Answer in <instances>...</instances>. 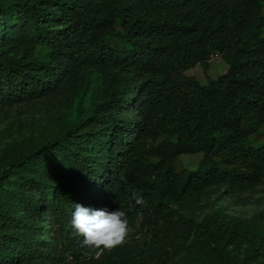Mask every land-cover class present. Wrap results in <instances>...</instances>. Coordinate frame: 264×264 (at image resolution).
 Listing matches in <instances>:
<instances>
[{
	"label": "trees",
	"instance_id": "obj_1",
	"mask_svg": "<svg viewBox=\"0 0 264 264\" xmlns=\"http://www.w3.org/2000/svg\"><path fill=\"white\" fill-rule=\"evenodd\" d=\"M17 107L40 117L0 147V264H264V209L199 219L264 188V0H1ZM77 204L134 232L97 260Z\"/></svg>",
	"mask_w": 264,
	"mask_h": 264
},
{
	"label": "clouds",
	"instance_id": "obj_2",
	"mask_svg": "<svg viewBox=\"0 0 264 264\" xmlns=\"http://www.w3.org/2000/svg\"><path fill=\"white\" fill-rule=\"evenodd\" d=\"M136 202L142 203V197L133 191ZM72 226L83 237V246L90 250L95 259H100L105 251L111 252L127 242L130 225L122 210L109 212L83 205H75Z\"/></svg>",
	"mask_w": 264,
	"mask_h": 264
},
{
	"label": "rangeland",
	"instance_id": "obj_3",
	"mask_svg": "<svg viewBox=\"0 0 264 264\" xmlns=\"http://www.w3.org/2000/svg\"><path fill=\"white\" fill-rule=\"evenodd\" d=\"M1 1V0H0ZM221 60H213L210 64L207 73H203L201 69L197 72L199 79L205 80L207 76L211 78H216L218 75L222 74ZM22 108L17 107L8 110L7 116L4 118L3 122L0 123V147L4 142H8L13 138H19L21 130L24 125L37 120L40 115L38 113H24ZM203 155H193V156H183L182 166L189 170H195L198 167ZM264 188H260V192L254 196V202L247 207L236 206L234 200L231 198H224L222 200H216V197L212 198L210 203H207V209L200 214L199 219L202 220L207 214H211L215 210L225 211L229 215L240 216V217H250L252 214L262 211L264 209V193L262 192ZM260 200V203H257ZM134 231L130 230L129 235Z\"/></svg>",
	"mask_w": 264,
	"mask_h": 264
}]
</instances>
